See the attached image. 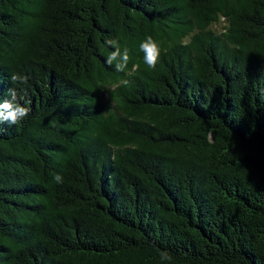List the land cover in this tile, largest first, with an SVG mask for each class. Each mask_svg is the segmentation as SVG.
<instances>
[{"label": "trees", "instance_id": "trees-1", "mask_svg": "<svg viewBox=\"0 0 264 264\" xmlns=\"http://www.w3.org/2000/svg\"><path fill=\"white\" fill-rule=\"evenodd\" d=\"M10 88L0 264H264V0H0Z\"/></svg>", "mask_w": 264, "mask_h": 264}, {"label": "clouds", "instance_id": "clouds-1", "mask_svg": "<svg viewBox=\"0 0 264 264\" xmlns=\"http://www.w3.org/2000/svg\"><path fill=\"white\" fill-rule=\"evenodd\" d=\"M106 44L115 48V50L111 51L107 56L106 63L110 66L114 65L117 72H124L129 61L128 49L125 48L121 51L118 41L114 39H108ZM139 48L143 53L144 63L149 68L154 69L160 56L157 42L151 36H146L140 43ZM25 79V77L15 73L10 76V80L14 83H22ZM124 83L127 84L128 81L125 80ZM21 101H23V104ZM29 103L30 100L25 99L23 90L18 92L16 88H10L8 90V98L0 101V122L7 121L10 124L19 122L28 115L29 108L26 105ZM54 179L57 183H61L63 178L61 175L57 174L54 176ZM161 259L167 260L170 259V257L167 253H163Z\"/></svg>", "mask_w": 264, "mask_h": 264}]
</instances>
